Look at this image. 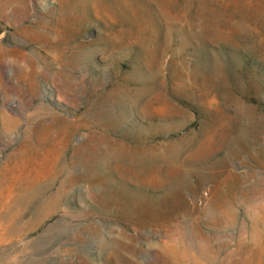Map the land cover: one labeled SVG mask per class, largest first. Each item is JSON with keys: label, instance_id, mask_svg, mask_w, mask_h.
Returning a JSON list of instances; mask_svg holds the SVG:
<instances>
[{"label": "rangeland", "instance_id": "rangeland-1", "mask_svg": "<svg viewBox=\"0 0 264 264\" xmlns=\"http://www.w3.org/2000/svg\"><path fill=\"white\" fill-rule=\"evenodd\" d=\"M0 264H264V0H0Z\"/></svg>", "mask_w": 264, "mask_h": 264}]
</instances>
